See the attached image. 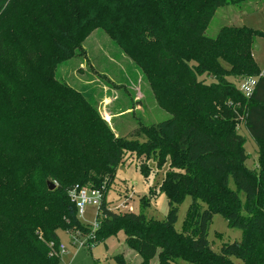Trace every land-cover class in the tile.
Instances as JSON below:
<instances>
[{
    "label": "trees",
    "instance_id": "1",
    "mask_svg": "<svg viewBox=\"0 0 264 264\" xmlns=\"http://www.w3.org/2000/svg\"><path fill=\"white\" fill-rule=\"evenodd\" d=\"M5 1L0 0V10L8 6ZM82 1L69 0V5ZM242 1L96 0L88 18L73 13L69 30L56 24L43 37L45 45L27 48L19 58L0 40V59L11 61L0 71V264H60L58 230L91 231L80 222L68 191L76 185L98 188L105 178L108 186L125 153L152 157L158 165L168 162L159 187L168 213L162 221L120 213L106 206L102 195L94 244L122 230L139 264L154 257L158 264L175 259L235 264L231 257L264 264V76L252 53L259 33L244 25L222 26L214 37L204 33L218 7ZM65 14L69 20V11ZM97 26L137 64L158 103L171 113L143 129V143L140 130L129 138L114 137L52 71L38 72L43 57L54 65L65 46L78 48ZM249 76L256 81L246 97L232 79ZM239 116L257 146L255 169L245 164V139L236 130ZM47 181L55 183L53 189ZM185 195L192 202L184 229L177 232V204ZM215 213L242 231L239 241L223 244L218 252L207 239ZM116 258L123 260L120 254Z\"/></svg>",
    "mask_w": 264,
    "mask_h": 264
},
{
    "label": "rangeland",
    "instance_id": "2",
    "mask_svg": "<svg viewBox=\"0 0 264 264\" xmlns=\"http://www.w3.org/2000/svg\"><path fill=\"white\" fill-rule=\"evenodd\" d=\"M95 1L84 0L70 6L69 0H6L4 4L8 6L0 10V40L10 45L19 58L25 49L36 48L39 43L45 45L43 37L56 24L69 30L74 20L73 13L88 18L89 12L95 8ZM68 11L70 22L65 14ZM225 25H244L259 33L253 38L252 53L259 73L263 74L264 0H244L218 7L204 33L214 37ZM50 50L49 46L47 53ZM65 50L58 54L61 58L54 65L46 64L49 57H43L42 60L46 62L38 68V72L42 73L45 68L52 71L55 80L75 92L76 96L79 95L96 112L114 137L129 138L134 131L140 130L138 141L143 143L146 141L143 129L171 117V113L158 103L137 64L123 53L103 28L97 26L89 30L78 48L65 46ZM6 67H11V61L8 58L0 59V71H6ZM232 81L239 88L242 79ZM3 105L4 100L0 98V108ZM236 130L245 139V164L255 169L257 146L244 128L240 116ZM142 163L146 174L141 170ZM168 167L167 161L158 165L152 157L146 159V156L125 153L115 168L111 184L106 186L105 178L103 185L96 188L101 190L110 209L120 213H142L147 218L162 221L169 206L165 193L159 187ZM229 187L235 189L232 179H229ZM1 192L2 189L0 197H3ZM239 196L243 199V193L240 192ZM191 202L192 197L185 195L177 204L175 231H183L185 214ZM199 204L205 207L201 200ZM97 211V204H86L82 216L78 218L83 225H91ZM57 234L59 245L64 248L60 254V264H139L141 261L138 254L124 243L122 230L96 244L87 245L71 240V235L63 229H59ZM241 235L242 231L238 227H230L222 214L212 215L207 229L212 250L218 252L223 244L239 241ZM117 254L123 260L116 258ZM231 259L235 264H243L240 259ZM149 264H158L157 258H152ZM172 264L192 263L175 259Z\"/></svg>",
    "mask_w": 264,
    "mask_h": 264
},
{
    "label": "built area",
    "instance_id": "3",
    "mask_svg": "<svg viewBox=\"0 0 264 264\" xmlns=\"http://www.w3.org/2000/svg\"><path fill=\"white\" fill-rule=\"evenodd\" d=\"M259 76H263L264 73H258ZM242 81H240L239 90L244 94V96L248 97L254 88L256 76H249L241 78ZM239 79V80H241ZM68 196L70 199L75 203V206L77 207L78 216H82L84 212V205L86 204H97L99 206L102 193L101 190L97 188H90V187H78L77 185L71 188L68 191ZM97 228V223L94 220V222L91 224V231L88 235H80L79 233H72L71 234V240L78 241L82 245H87L88 243L94 244V231ZM89 240V241H88ZM58 250L56 251V254L60 256V254L64 251V248L62 245H58Z\"/></svg>",
    "mask_w": 264,
    "mask_h": 264
},
{
    "label": "water",
    "instance_id": "4",
    "mask_svg": "<svg viewBox=\"0 0 264 264\" xmlns=\"http://www.w3.org/2000/svg\"><path fill=\"white\" fill-rule=\"evenodd\" d=\"M47 186H48V189H53L55 185H54V183L47 181Z\"/></svg>",
    "mask_w": 264,
    "mask_h": 264
}]
</instances>
